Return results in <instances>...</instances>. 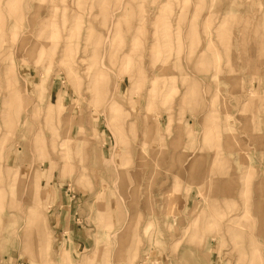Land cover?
Here are the masks:
<instances>
[{
    "label": "rangeland",
    "instance_id": "1",
    "mask_svg": "<svg viewBox=\"0 0 264 264\" xmlns=\"http://www.w3.org/2000/svg\"><path fill=\"white\" fill-rule=\"evenodd\" d=\"M0 264H264V0H0Z\"/></svg>",
    "mask_w": 264,
    "mask_h": 264
},
{
    "label": "crops",
    "instance_id": "2",
    "mask_svg": "<svg viewBox=\"0 0 264 264\" xmlns=\"http://www.w3.org/2000/svg\"><path fill=\"white\" fill-rule=\"evenodd\" d=\"M76 122V121H75ZM78 124L82 126V124H80V121H78ZM77 126V125H76ZM82 129V128H81ZM54 220V223H63L61 220V217H56ZM55 227L58 228V224H55Z\"/></svg>",
    "mask_w": 264,
    "mask_h": 264
},
{
    "label": "bare ground",
    "instance_id": "3",
    "mask_svg": "<svg viewBox=\"0 0 264 264\" xmlns=\"http://www.w3.org/2000/svg\"><path fill=\"white\" fill-rule=\"evenodd\" d=\"M150 103V102H149ZM111 104V103H110ZM68 254V253H67Z\"/></svg>",
    "mask_w": 264,
    "mask_h": 264
}]
</instances>
